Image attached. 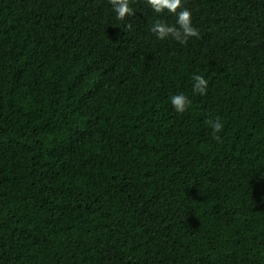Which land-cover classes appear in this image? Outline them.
<instances>
[{
	"label": "trees",
	"instance_id": "trees-1",
	"mask_svg": "<svg viewBox=\"0 0 264 264\" xmlns=\"http://www.w3.org/2000/svg\"><path fill=\"white\" fill-rule=\"evenodd\" d=\"M183 3L0 0V264H264V0Z\"/></svg>",
	"mask_w": 264,
	"mask_h": 264
},
{
	"label": "clouds",
	"instance_id": "clouds-1",
	"mask_svg": "<svg viewBox=\"0 0 264 264\" xmlns=\"http://www.w3.org/2000/svg\"><path fill=\"white\" fill-rule=\"evenodd\" d=\"M112 6V10L116 14V19L125 21L130 17H135V12L130 6V0H108ZM147 5L154 10L155 13H164L167 10L175 17V23H169L166 20H157L151 28V31L160 40L172 38L181 45H187L191 38H200L199 30L193 26L192 12L184 6L183 0H146ZM132 23H126L127 30L132 29ZM194 83L192 85L193 92L204 96L207 94L208 81L202 74H194L192 77ZM170 102L178 114L185 113L192 105V100L185 94L180 93L170 97ZM205 123L212 129V136L215 140H220L218 135L223 130L221 118L217 116L214 120H207Z\"/></svg>",
	"mask_w": 264,
	"mask_h": 264
}]
</instances>
